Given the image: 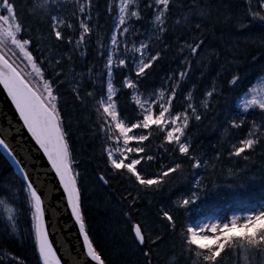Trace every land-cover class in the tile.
Instances as JSON below:
<instances>
[{"label": "snow or ice", "instance_id": "6c2138e0", "mask_svg": "<svg viewBox=\"0 0 264 264\" xmlns=\"http://www.w3.org/2000/svg\"><path fill=\"white\" fill-rule=\"evenodd\" d=\"M97 7L95 0H25L22 6H18L17 0H0V86L15 106L22 127L27 129L37 151L46 157L66 207L79 225L84 259L77 264L110 262L98 250L86 225L83 175L72 144L71 121H66L61 107L62 90L69 87L68 73L62 67L65 61L73 64L70 87L73 99L82 106H88L91 101L95 116L93 134L101 139L103 162L96 174L97 182L110 187L112 179L126 178L129 184L126 194H116L117 204L127 220L131 245L142 257L141 264H160L161 259L163 264H225L226 256L243 257L245 264H251L259 256L264 264V197L237 199L228 211L220 210L212 215L208 214L212 208L205 210L202 201L207 184L197 170L214 172L216 163L212 161L219 162L222 152L217 151L213 157L197 154L190 129L193 122H201L218 106L217 97L224 94V89L214 79L197 99V85L192 83L191 90L186 85L194 63L202 65L208 55H217L213 52L202 56L205 41L197 35L203 32L202 23L192 19L193 15L198 20L206 19L211 15V7L203 5L201 0L191 3L189 0H106L105 11L113 21L107 42L99 35L98 13L94 23L93 11ZM230 7L231 0L226 5ZM24 12L47 24V36L33 35L32 25L21 15ZM230 21L238 31L249 29L257 22L264 27V0H244L238 17L234 18L230 10L226 12L224 22ZM181 26L184 31L177 34ZM170 33L175 40L173 58L179 63L162 78L159 86L148 87L144 81L173 49V44L168 42ZM94 34L102 68L97 73L93 65L76 73L74 57L77 53L87 57ZM49 38L57 45L68 46L63 55L52 46L40 49V42ZM260 42L264 45V33ZM256 59L252 57L253 62ZM86 82L91 85L90 90ZM227 87L236 91L234 100L238 109L226 115L222 125L229 144L227 155L249 161L258 149L264 154V65L243 74L237 67L231 71ZM122 94L133 105V113L120 104ZM178 98L182 100L179 106ZM249 116L253 118L249 120ZM154 133L164 145L171 146L164 151L176 155L157 173L146 170V166L158 159L145 147ZM0 149L12 159L19 176L18 184L0 183V224L5 226L4 233L19 234L21 219L30 217L26 232L33 242L36 264H62L49 238L44 187L33 178L23 160L17 158L6 137L0 138ZM185 162L192 170L191 186L177 197L172 207L160 205L156 213L164 229L174 237L168 244L164 234L154 230L147 220L134 221V216L139 215L141 198L162 192L170 177L183 172ZM228 171L234 178L245 170ZM179 212L192 213L193 217H186L178 225L176 213ZM10 260L24 264L15 255Z\"/></svg>", "mask_w": 264, "mask_h": 264}, {"label": "bare ground", "instance_id": "6f19581e", "mask_svg": "<svg viewBox=\"0 0 264 264\" xmlns=\"http://www.w3.org/2000/svg\"><path fill=\"white\" fill-rule=\"evenodd\" d=\"M25 0H17L18 6H22ZM191 3V0H189ZM203 5H208L211 7V15L206 19L198 20V18L193 15L192 19L197 20L202 23L203 32L202 34L198 33L197 35L200 38L204 39L205 45L202 52L203 55H208L210 53H216L217 55H208V59L204 64H195L193 65L192 73L190 76V82L186 85L188 90H191V84L195 83L197 85L195 96L197 99L200 98L201 93L207 90L213 80L215 79L218 87L223 86L224 94L217 97L219 101L218 106L211 112H208L204 119L199 122H193L192 128L190 129L192 135V142L195 147L197 154L201 156L213 157L217 151L222 152V157L219 162L212 161L216 163V181L209 187L208 192L202 194L203 205L209 204L211 201H215L217 205L223 207V203L220 204L217 199L223 198V191L227 192L228 188L232 187L231 190L235 191V196L232 201H229L228 204L225 201V207L232 208L237 199H247V191L243 188V182H246L247 179L244 177L249 173V161H244L240 158H229L227 155V149L229 144L225 137V134L222 130V125L225 119V116L232 114L234 111V97L236 95L235 90H230L227 87V80L230 78L231 71L235 70L237 67L240 69L241 74L245 71H255L258 70L261 65H264V45L260 42V36L264 33V27L260 25L259 22L255 23L249 29L238 31L236 27H233V22L228 23L224 22V16L228 10L233 13L234 18L238 17L241 13V9L244 7V0H231L230 9L226 8V5L229 4V0H201ZM173 15H176L174 11ZM247 22V21H245ZM104 28L102 30H105ZM184 29L181 26L177 29V34L183 33ZM102 38H107L109 35V30H106L104 33H99ZM90 47L91 57H96L102 64V59L97 55V45H96V34L92 37ZM255 40V43H253ZM168 42L173 44V49L166 54L164 60L158 63L155 66V69L148 80V87L159 86L162 78L169 73L171 69H175L179 63L178 59L173 58L175 53V40L172 37L171 33L168 36ZM48 46H52L53 49L59 48L63 55L65 49L59 47L55 44L53 40L48 42L42 41L39 44L41 50L46 49ZM89 53L87 57H81L79 53L75 56L80 62H85L90 59ZM255 56L257 59L255 62L252 61V57ZM210 61V62H209ZM235 61V63H233ZM223 66V67H222ZM64 72L68 73L69 76V87L68 89H63L62 101L68 103L73 99L70 93L71 87V76L73 75L72 62L65 61L62 65ZM75 72L80 73L85 71L86 66L76 65L75 62ZM203 73V76H201ZM79 78V77H77ZM86 87L91 88V85L86 82ZM182 103V100L178 98L177 106ZM62 106L64 108V115L66 121H71V131H72V143L75 147H80L81 149H86L90 147L98 146V160L101 164L100 169L103 167V162L100 158L101 152V139L99 136H94V113L89 112L91 109V102L88 103V108L80 109L73 106L71 108V103ZM120 104L127 109L129 113H133V105L126 95L120 96ZM253 117L249 116L248 119L251 120ZM232 135H236L234 130H230ZM156 134L154 133L149 141H146L147 148L150 154L157 150L160 151V145L156 144L154 146V138ZM90 140V142L88 141ZM86 140L88 142L83 143ZM235 142V141H233ZM94 143V144H93ZM150 145V147H148ZM20 149L21 146L19 145ZM80 161L83 162L82 169L84 170V187L86 195H88V211H102L100 206L96 203L98 199L106 201L103 209L109 214L116 217V221L121 227L120 233L124 234L123 236H118L116 233L111 236L110 239H106L100 234L94 233V241L98 242V248L110 262V264H119L115 256L121 257H141L139 252L136 251L131 245V237L128 231V223L126 218L122 215L121 205L117 204L118 193L126 194V189L129 187V184H124L121 189L110 192L101 190L98 185L93 180L94 174L100 171L95 170L89 172L91 178H89L85 167L90 166V162L87 163L86 153H80ZM260 154V149L255 153H252L253 165L257 162L258 156ZM0 183H19V176L15 171V165L10 160L9 156L0 149ZM264 161V155H263ZM26 163V162H23ZM249 163V164H248ZM4 164L7 165L8 171L5 170ZM26 166V165H25ZM251 166V165H250ZM264 166V164H263ZM28 170H32V166H27ZM91 167V166H90ZM81 169V168H80ZM147 169V166H146ZM229 169H232L235 172H240L245 170L242 175H237L236 177L229 176ZM89 170V169H88ZM261 170H264L262 168ZM213 172V171H212ZM192 178V170L189 167V164H185V169L179 175H173L169 178L168 182L164 186V190L156 195H149L142 197L138 202L139 215L134 216L135 220H147L154 230L166 235L169 234L165 231L163 225L157 219L156 213L158 211V206L167 204L169 207H172V203L186 191L188 187L191 186L190 181ZM243 183V184H242ZM99 184V183H98ZM102 184V183H101ZM245 185V184H244ZM254 191L259 189L258 186H252ZM23 199V196L21 197ZM151 201V203H149ZM93 203V204H92ZM126 203V202H125ZM200 203V202H199ZM109 207V208H108ZM126 209V208H125ZM124 209V210H125ZM110 210V212H109ZM127 210V209H126ZM155 211V212H154ZM215 213V212H214ZM209 213V215L214 214ZM178 225L180 222H183L186 217L190 219L191 213L179 212L176 213ZM92 218V217H91ZM90 218V219H91ZM158 223V227L155 228V224ZM4 225L0 224V259H2L3 264H15V261H11L10 257L15 255L23 260L24 264H36V254L33 251V244L26 233L28 228L26 218H22L19 224V234L6 235L4 233ZM71 233L70 239L76 240L79 238L77 234V229L71 223ZM163 228V230H162ZM170 235V234H169ZM168 238V239H167ZM167 243L171 244L174 237H166ZM226 264H245L243 257H228L224 258ZM161 264V262H160ZM251 264H261V257L257 256L255 261H251Z\"/></svg>", "mask_w": 264, "mask_h": 264}, {"label": "trees", "instance_id": "16d2710c", "mask_svg": "<svg viewBox=\"0 0 264 264\" xmlns=\"http://www.w3.org/2000/svg\"><path fill=\"white\" fill-rule=\"evenodd\" d=\"M95 3L98 5V7L93 11L94 23L96 22V17H97V13H98L99 14L98 23L100 25L99 33H104V32H106V30H109L111 28L113 21H112L111 17L106 14V11H105V9H106V0H95ZM65 14H68V13H65ZM21 15H22V17L26 18V23H29V24L32 25L33 35L34 36H38L40 34H43L44 36H47L48 27H47L46 23H40L39 22V18L28 17L26 12L21 13ZM104 28H107V29L102 30ZM50 40H51V38L45 39L43 41L48 42ZM104 40H105V38H104ZM91 41H93V39H91ZM91 41H90L89 47H88L89 55H90ZM59 47L62 48V49L67 50L68 46L67 45H59ZM60 54H62L61 51H60ZM74 59H75L76 65H78V68L80 66H86L85 71L88 68H90L93 65H95L96 72L98 73L101 70L102 64H103V63L102 64L100 63L98 58L91 57V55H90V59L88 61H85V62H80L75 57H74ZM154 69H155V67H154ZM154 69L150 72L149 77L144 81L146 86H148V80H149L150 76L152 75ZM116 83H117V87H119V76H117ZM89 102H91V101H89ZM70 103H71V108H73V106H74V108L77 107V108H80V109L81 108L82 109H86V107L88 108V106L80 105V103L78 101H75L74 99H71L66 104H65V102L61 101V107L64 106V104L67 105V104H70ZM234 107L235 108H234V111H232V114H234L235 111L238 110V109H236L235 100H234ZM64 108H65V106H64ZM64 108H62V109L64 110ZM89 112L92 113V110L89 109ZM134 131H137V130H134ZM146 132H147V130H144V133H146ZM88 141L90 142L89 139H88ZM88 141L84 140L83 143L88 142ZM156 144L160 145V151L156 150L153 154H154V156H157L158 159L156 161L151 162L150 167L147 166V169H146L148 172H151V173L159 172L161 170V166L162 165H167V164L171 163L173 159L176 158L175 154L169 155L168 153H166L164 151L165 147H169L170 148L171 146L164 145L162 140H161V138L159 136H157V135L154 138V146H156ZM145 147L147 148V143L146 142H145ZM148 147H150V145ZM73 148L75 150V156H76V159L78 161H80V156H81L80 153L81 152H85L86 153L87 163L90 162V166L91 167L89 166V168H88V166H87V167H85V170L87 171L89 178H91L89 172L95 171V170H99L100 166H101V164H100V162L98 160V157H97L98 156V151H99L98 150V146H96V147L92 146L90 148L88 147L86 149H81L80 147L78 148V147H75L73 145ZM263 155L264 154H261V151H260V154L258 156L259 158H258L257 162L254 165H253L252 161L249 160V163L251 165V166L249 165V170H247V171H249V173L247 174L246 177H244V179H247V181L243 182L245 185L242 183L243 184V188H245L246 191H247L246 192L247 193V200H259L260 198L264 197V170H261L262 168H264V166H263V164H264ZM186 163L187 162H185V164ZM185 164H184V169H185ZM82 166H83V162L80 161V168H81L80 170H81L82 175H83L82 183H83V187H84V170L82 169ZM4 167H5V170L8 171L7 165L4 164ZM197 171L200 173V175H203L205 177V183L207 184V192H208L209 187L217 179V175H216L217 171L215 170L214 172H212L211 169H209L207 171L204 170V169H200V170H197ZM179 174L180 173L174 174V175H179ZM91 175H93V180L98 185V187L101 190H103V191L105 190V191L113 192V189L118 190V188L121 189L122 186H124V184H128L126 178H117V179H112L110 181V187L109 186H103L101 183L98 184L94 174H91ZM253 175L255 176V179H250V177L253 176ZM254 185L259 187V189L257 191H254L252 189V186H254ZM231 189H232V187L228 188L227 192L223 191V198H220V199L216 200L220 204L223 203V207L220 206V205H217L215 203V201H213V202L211 201L208 205L207 204L204 205L205 206V210H207V208H212V212L213 213L214 212H218L220 210L228 211V208L225 207V203L224 202L226 201L227 204H228L229 201L233 200V197L235 196V191L231 190ZM87 197H88V195H86L85 187H84L83 209H84V213H85L86 225H87L88 230H89V235L93 239V241H94V233L95 232H96V234H100L101 233V235L103 237H105L106 239H110L111 236L113 234H115V233L117 235L119 234L118 236H123L124 234L120 233V229H121L122 226H120L118 224V221H116L117 220L116 217H114V215H112V214H109L108 212H106L103 209L104 204L107 205L106 201H104V199H105L104 195H103V200L98 199L97 202H96L100 206L102 211L94 210V211H92V213L88 211L89 204H88ZM109 212H110V210H109ZM212 212H209V213H212ZM220 214H222V212ZM192 217H193V214L191 213L190 219ZM26 220H27V224H28V222L30 221V217H26ZM157 227H158V223L155 224V228H157ZM162 230H163V228H162ZM165 236L168 237L170 235L166 234ZM30 240L32 242L31 238H30ZM94 243L98 246V242L97 241H94ZM32 244H33V242H32ZM98 250L100 251L99 248H98ZM256 257L252 261H255ZM115 258L119 262V264H141V261H142V257H136V256L129 258V257H126L124 255V256H122V258L120 256L119 257L115 256ZM0 260H2V259H0ZM160 262H161V264H163V260L162 259L160 260Z\"/></svg>", "mask_w": 264, "mask_h": 264}, {"label": "water", "instance_id": "95a60500", "mask_svg": "<svg viewBox=\"0 0 264 264\" xmlns=\"http://www.w3.org/2000/svg\"><path fill=\"white\" fill-rule=\"evenodd\" d=\"M5 137L15 150L17 158L26 162L24 165L32 166L30 172H32L33 178L45 189L49 238L52 240L54 248L57 249L62 264H77L78 261L84 259L83 238L79 234V225L71 216L70 209L66 207L62 190L58 188L46 157L37 151V146L27 129L22 127V121L19 120L15 106L0 86V138ZM10 160L12 161L11 158ZM71 223L79 235L76 240L70 239Z\"/></svg>", "mask_w": 264, "mask_h": 264}]
</instances>
